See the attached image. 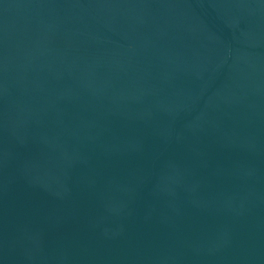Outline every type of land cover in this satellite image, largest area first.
I'll return each mask as SVG.
<instances>
[{"label": "water", "instance_id": "obj_1", "mask_svg": "<svg viewBox=\"0 0 264 264\" xmlns=\"http://www.w3.org/2000/svg\"><path fill=\"white\" fill-rule=\"evenodd\" d=\"M0 264H264V0H0Z\"/></svg>", "mask_w": 264, "mask_h": 264}]
</instances>
